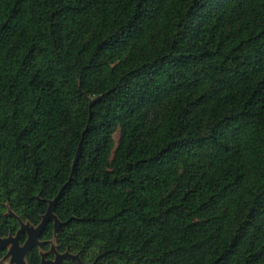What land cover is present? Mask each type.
<instances>
[{"label":"trees","instance_id":"trees-1","mask_svg":"<svg viewBox=\"0 0 264 264\" xmlns=\"http://www.w3.org/2000/svg\"><path fill=\"white\" fill-rule=\"evenodd\" d=\"M60 193L28 264H264V0H0V237Z\"/></svg>","mask_w":264,"mask_h":264},{"label":"water","instance_id":"water-1","mask_svg":"<svg viewBox=\"0 0 264 264\" xmlns=\"http://www.w3.org/2000/svg\"><path fill=\"white\" fill-rule=\"evenodd\" d=\"M80 148V146H79ZM79 148L76 154V159L73 165V168L76 165V162L78 160V155H79ZM72 178V176H71ZM70 178V179H71ZM61 193L58 194V196H56V198L50 203L49 208L47 210L46 215L44 216L41 224L38 226V228L36 230H34L30 235H29V239L27 240V242L24 244V246L21 247L20 245V236L22 234V232L27 230V227H29V224H25L22 223L20 230L16 233L15 236H8L6 238H1L0 237V247L1 248H7L9 244H12V247L10 248L8 255H12V261L17 263V264H26L24 262V257L25 255L30 251L31 247L34 244L40 243L38 237L41 235L42 230L44 229L45 225L48 223V220L50 218H55V228L56 230H58L61 227V223L58 220V218L53 215L52 212V208L54 206V204L56 203V201L59 199ZM56 259L54 261L49 260V261H45L43 260L41 262V264H59V261L64 258V257H71L73 259H79L78 255H72L69 252H66L64 254L61 253H56Z\"/></svg>","mask_w":264,"mask_h":264},{"label":"flooded vegetation","instance_id":"flooded-vegetation-1","mask_svg":"<svg viewBox=\"0 0 264 264\" xmlns=\"http://www.w3.org/2000/svg\"><path fill=\"white\" fill-rule=\"evenodd\" d=\"M13 236V235H12ZM29 239V238H28ZM43 242H41L40 241V243L39 244H42ZM25 244V243H24ZM24 244H21L20 243V245H21V247L22 246H24ZM34 246V245H33ZM12 247V244H9L8 245V247L7 248H5V249H7V252H6V254L4 255V257L2 258V262L4 263V264H6V262H10L11 264H17V263H15V262H13L12 261V255H8V252H9V250H10V248ZM31 249H32V247H31ZM30 249V250H31ZM52 250H54V248L52 247ZM30 252V251H29ZM29 252L25 255V257H24V262L26 263V264H28V262H27V256H28V254H29ZM56 253H58V252H56ZM61 254H64V253H61ZM56 255L57 254H55V257L54 258H48L47 256H46V253L44 252V251H42L41 252V260H40V263L39 264H41V262L43 261V260H45V261H49V260H52V261H54L55 259H56ZM67 257V256H66ZM65 258V257H64ZM64 258H62L60 261H59V264L61 263V261L64 259ZM8 262V263H9Z\"/></svg>","mask_w":264,"mask_h":264},{"label":"rangeland","instance_id":"rangeland-1","mask_svg":"<svg viewBox=\"0 0 264 264\" xmlns=\"http://www.w3.org/2000/svg\"><path fill=\"white\" fill-rule=\"evenodd\" d=\"M9 262V261H8ZM8 262H6V264H11L10 262L8 263Z\"/></svg>","mask_w":264,"mask_h":264}]
</instances>
